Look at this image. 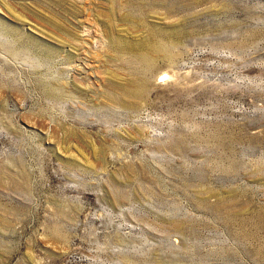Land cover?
Wrapping results in <instances>:
<instances>
[{"label": "rangeland", "instance_id": "374dc122", "mask_svg": "<svg viewBox=\"0 0 264 264\" xmlns=\"http://www.w3.org/2000/svg\"><path fill=\"white\" fill-rule=\"evenodd\" d=\"M0 264H264V0H0Z\"/></svg>", "mask_w": 264, "mask_h": 264}]
</instances>
